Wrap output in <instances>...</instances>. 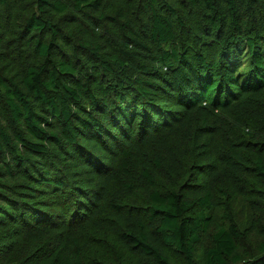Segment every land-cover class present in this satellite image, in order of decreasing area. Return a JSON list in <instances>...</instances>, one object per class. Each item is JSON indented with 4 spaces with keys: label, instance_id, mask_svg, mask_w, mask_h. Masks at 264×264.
Segmentation results:
<instances>
[{
    "label": "trees",
    "instance_id": "trees-1",
    "mask_svg": "<svg viewBox=\"0 0 264 264\" xmlns=\"http://www.w3.org/2000/svg\"><path fill=\"white\" fill-rule=\"evenodd\" d=\"M0 264H264V0H0Z\"/></svg>",
    "mask_w": 264,
    "mask_h": 264
}]
</instances>
